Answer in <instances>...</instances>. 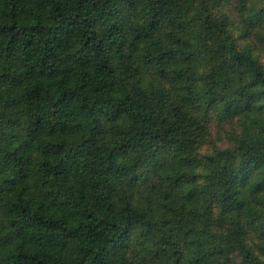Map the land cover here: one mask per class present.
Masks as SVG:
<instances>
[{
  "label": "trees",
  "instance_id": "trees-1",
  "mask_svg": "<svg viewBox=\"0 0 264 264\" xmlns=\"http://www.w3.org/2000/svg\"><path fill=\"white\" fill-rule=\"evenodd\" d=\"M263 108L264 1L0 0V264H264Z\"/></svg>",
  "mask_w": 264,
  "mask_h": 264
},
{
  "label": "rangeland",
  "instance_id": "rangeland-1",
  "mask_svg": "<svg viewBox=\"0 0 264 264\" xmlns=\"http://www.w3.org/2000/svg\"><path fill=\"white\" fill-rule=\"evenodd\" d=\"M262 3L264 0H256ZM257 5V4H256ZM206 63H198V74H203L207 71ZM264 112V108H263ZM264 121V114L262 115ZM203 119L206 126V133L202 143L199 146L198 153L200 156L212 155L217 151L224 150L228 147H232L234 139L240 134L241 121H222L218 118L216 112H205ZM200 170L205 174L208 170V165L204 164L200 167ZM260 196L264 199V192L260 193ZM264 209V206H263ZM144 253L141 252L140 247L136 246L130 250L127 256L129 264H144L147 257H143Z\"/></svg>",
  "mask_w": 264,
  "mask_h": 264
}]
</instances>
